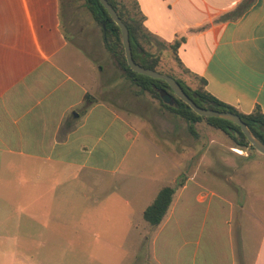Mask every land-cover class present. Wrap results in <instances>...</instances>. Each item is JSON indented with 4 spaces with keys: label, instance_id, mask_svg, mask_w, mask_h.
<instances>
[{
    "label": "crops",
    "instance_id": "1",
    "mask_svg": "<svg viewBox=\"0 0 264 264\" xmlns=\"http://www.w3.org/2000/svg\"><path fill=\"white\" fill-rule=\"evenodd\" d=\"M134 1L154 37L165 43L183 38L177 57L189 73L205 79L212 96L244 113L258 106L264 116V0ZM62 14L61 0H0V200L6 192L11 198L19 181L22 198L44 185L50 186L48 201L58 202L61 169L64 180L76 168L115 173L140 137L155 157L168 161L169 171L172 165L178 170L162 186L185 176L158 229L178 232L182 242L163 241L159 253L153 247L151 256L136 257L131 264H264V178L250 176L252 167L264 164L263 153L250 156L247 146L238 157L218 149L208 160L209 146L198 147L196 134V145L182 141L185 150L195 151L190 158L181 155L186 152L182 145L179 161L159 150L145 134V124L137 128L124 117L136 113L92 93L89 74L95 61L70 41ZM95 55L105 58L106 50H95ZM96 66L103 75L102 64ZM110 83L118 85L116 80ZM173 131L168 128L162 135L171 140ZM9 170H20L19 177ZM197 173L215 187L195 180ZM189 183L200 188L197 201L205 202L195 243L187 233L197 230L199 220L181 198ZM178 202L179 219L173 218ZM11 216L0 214V233L13 230L7 222ZM145 225L146 232L157 226Z\"/></svg>",
    "mask_w": 264,
    "mask_h": 264
},
{
    "label": "rangeland",
    "instance_id": "2",
    "mask_svg": "<svg viewBox=\"0 0 264 264\" xmlns=\"http://www.w3.org/2000/svg\"><path fill=\"white\" fill-rule=\"evenodd\" d=\"M119 1L134 9L133 0ZM84 2L61 0L62 25L65 32L70 35V41L95 61L89 74L92 93L97 97H106L118 108L122 107L136 113L131 115L137 116L124 117L137 128L144 127L145 124L147 127L145 134L149 136L151 142L177 161L180 159L179 146L182 145L184 150L186 148L182 141L194 146L197 136L198 147L202 146L205 149L209 146L207 152L205 151V158L208 160L217 156L218 149H228L242 157L241 150L232 147L235 146L232 138L224 131L211 127L206 120L195 122L193 129L197 136H194L188 127H184V121L163 107L157 98L148 92L137 94V86L132 84L124 73L121 74L113 55L104 47L100 24L93 18ZM150 41L148 48L159 53L156 68L158 71L168 73L191 87L197 85L198 81L193 75L185 71L175 60L169 46L154 36L150 37ZM103 49L107 54L105 58L95 55V50ZM97 63L103 66L104 72L101 76L95 68ZM115 80L118 83L116 88L110 83L115 84ZM157 120L160 123H155ZM165 128L175 129L170 132L171 135H175L171 140L162 135L165 134ZM119 149L120 144L117 145V150ZM124 149L125 147L119 153ZM185 151L181 155L187 153L190 158L195 154L190 148ZM248 151L250 156L253 152L259 154V151L251 147H248ZM137 152L140 154L139 159H136ZM126 154L121 168L115 173L76 168L70 170V173L74 172V176L67 177L66 173L67 178L64 180L65 169H61L58 202L48 201L50 186L43 185L42 191L38 186L27 198L21 196L19 181L14 186L16 193H13L11 198L5 189L4 199L0 200V214L12 215L7 222H10L13 230L0 233L2 234L0 264H131L136 257L151 256L153 247L159 253V246L163 241H170L176 245L182 242L180 234L176 231L168 232L163 229L158 232L166 215L160 221V225L151 229V232H146L142 216L143 207L150 203L156 189L168 183L170 181L168 177L177 176L175 174L177 168L172 165L171 174L168 161L163 157H155L153 149L150 146L145 148L140 137L134 141ZM261 155L264 158V154ZM251 170L250 176L264 178V164L252 167ZM9 172L12 177H19L20 170ZM155 176L158 180H155ZM194 179L202 181L198 173L194 175ZM211 182V179L207 178V182L203 183L205 187L212 188L214 185L212 186ZM199 189L195 184L189 183V187L182 191L181 195L182 200L185 199L186 204L193 207L191 213L194 214L193 219L199 220L197 230L187 233V239L192 243H195L200 231L201 211L205 207V202L201 203L196 199ZM179 191L180 186L175 185L172 201L176 199ZM179 204L180 202L175 207L173 218H180ZM210 220L211 217L208 216L207 225H210ZM17 221H20L19 230ZM221 223L220 227L225 229L226 223L223 221Z\"/></svg>",
    "mask_w": 264,
    "mask_h": 264
},
{
    "label": "trees",
    "instance_id": "3",
    "mask_svg": "<svg viewBox=\"0 0 264 264\" xmlns=\"http://www.w3.org/2000/svg\"><path fill=\"white\" fill-rule=\"evenodd\" d=\"M84 1L93 18L100 24L104 47L111 52L116 64L123 70L124 75L131 81L132 84L137 86V94L148 92L152 97L157 98L163 107L168 109L179 119L187 122V127L194 135L196 134L193 129L195 122L204 119L211 127L220 129L228 134L234 141L235 148L240 150V148L248 146L255 149L245 137L239 125L236 123L224 118L199 115L193 111L187 103L182 101L173 93L165 80L153 78L133 71L128 66L124 56L119 26L113 21L99 0ZM108 2L115 9L118 16L128 29L133 60L142 66L157 70L156 68L159 63V53L151 51L148 48V45L151 44L150 37L153 35L145 28L143 24L144 16L139 10L137 3L134 1V9H130L119 0H108ZM182 39V37H176L171 42H163L171 48L175 56V60L181 67L183 66L177 57V48ZM183 69L188 72L186 68L183 67ZM164 74L172 76L168 73ZM192 75L198 81L195 87H191L182 82L180 79L172 77L177 80L186 94L192 98L196 104L205 108L234 112L247 124L251 132L264 143V116L258 106H256L251 112H241L235 107L212 96L205 89L206 81L204 78L196 74ZM161 92H167L171 96L172 102L170 104L162 100ZM184 179L185 176H181L176 181V184H167L159 189L153 201L143 210L142 216L145 221H147L150 225H157L161 221L171 203L175 185H182Z\"/></svg>",
    "mask_w": 264,
    "mask_h": 264
},
{
    "label": "water",
    "instance_id": "4",
    "mask_svg": "<svg viewBox=\"0 0 264 264\" xmlns=\"http://www.w3.org/2000/svg\"><path fill=\"white\" fill-rule=\"evenodd\" d=\"M100 3L105 7L107 10L108 14L110 17L113 19V21L119 26L120 28V33H121V41L124 49V56L126 59V62L128 66L133 70L138 73L148 75L153 78H160L163 79L167 82V84L170 86L171 90L173 93L179 97L182 101L187 103L190 108L198 113L199 115L202 116H214V117H219V118H224L227 120H230L237 125H239L241 131L245 135V137L248 139L250 144L259 152L264 154V143L257 138L249 129L247 124L234 112L231 111H221V110H216L212 108H205L202 106H199L196 104L192 98H190L186 92L183 90L181 85L177 82L175 78L172 76H169L167 74L161 73L155 69L148 68L145 66H142L141 64L135 62L132 57L131 53V47H130V42H129V34H128V29L125 26V24L122 22L120 17L118 16L117 12L115 9L112 7V5L108 2V0H99ZM104 26V24H103ZM161 98L164 102L166 103H171L172 98L167 92H161Z\"/></svg>",
    "mask_w": 264,
    "mask_h": 264
}]
</instances>
